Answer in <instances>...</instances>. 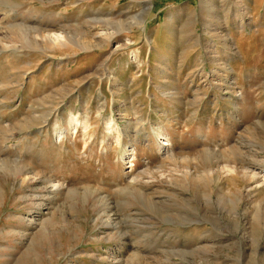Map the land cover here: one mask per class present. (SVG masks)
<instances>
[{
    "label": "rangeland",
    "instance_id": "rangeland-1",
    "mask_svg": "<svg viewBox=\"0 0 264 264\" xmlns=\"http://www.w3.org/2000/svg\"><path fill=\"white\" fill-rule=\"evenodd\" d=\"M0 264H264V0H0Z\"/></svg>",
    "mask_w": 264,
    "mask_h": 264
},
{
    "label": "bare ground",
    "instance_id": "bare-ground-1",
    "mask_svg": "<svg viewBox=\"0 0 264 264\" xmlns=\"http://www.w3.org/2000/svg\"><path fill=\"white\" fill-rule=\"evenodd\" d=\"M49 38L52 39L53 43H55L56 45L57 44H63V42L65 41V37L62 35V32L61 33H53ZM162 146L166 147V146H168V144L164 143V144H162ZM24 173H28V172H24ZM22 175H24L23 172H22Z\"/></svg>",
    "mask_w": 264,
    "mask_h": 264
}]
</instances>
